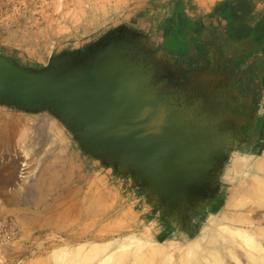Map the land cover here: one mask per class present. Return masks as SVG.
Listing matches in <instances>:
<instances>
[{
  "label": "rangeland",
  "instance_id": "rangeland-1",
  "mask_svg": "<svg viewBox=\"0 0 264 264\" xmlns=\"http://www.w3.org/2000/svg\"><path fill=\"white\" fill-rule=\"evenodd\" d=\"M231 11L264 0H0V264H102L108 225L152 239L142 264L204 230L237 264L247 214L222 206L264 220V40Z\"/></svg>",
  "mask_w": 264,
  "mask_h": 264
},
{
  "label": "bare ground",
  "instance_id": "bare-ground-1",
  "mask_svg": "<svg viewBox=\"0 0 264 264\" xmlns=\"http://www.w3.org/2000/svg\"><path fill=\"white\" fill-rule=\"evenodd\" d=\"M128 115L129 113H127L126 117H128ZM138 125L139 124H136L135 127L131 128L133 130L136 129V132H138L137 137H140L141 128ZM110 129H112V131H117L112 127H110ZM120 129L123 134H127V131H124V129L128 130L127 126H123L122 128H119V130ZM254 177L255 176H253L252 179H255ZM248 185L250 186L251 183ZM248 189V193L251 196L257 193L260 195L264 192V188L260 186H250ZM253 204L254 203H251L247 199L246 202H234L233 204L224 202L222 206L223 209H229L230 207V212L234 211L233 213H239L240 211H243L247 214L245 221H242L240 223L233 221L234 223L232 224V226H230V228L223 227L224 231L231 230V236H225L223 240H228L230 242L231 248L229 249V254L232 260L237 264H242L240 259V251H243L245 258L249 264H264V228L262 227V224H264V220L257 219L258 217L256 213L258 210L256 211L254 208L249 207ZM263 206L264 204L260 205V207ZM260 216H262V213L260 214ZM223 220H225L224 217ZM245 223H247L248 225L244 226ZM120 232L121 230L119 226L116 228L115 225H108V228L105 231V236L112 242H110V248L108 247L109 250L106 253L107 255L105 256V260L102 262V264H126L127 262H130L131 264H142L143 262H148L150 255H153V253H155V250H153L154 245L152 239H149V242L144 244L139 249L135 247L137 238L134 235L131 237L128 236V238H117L116 234H119ZM190 239L191 242L190 244H188L189 249L186 251L189 260L186 264H203V262H206L207 264H226L225 260H227V256L225 255V250L227 249V246H223L222 244H220V241L214 238L213 235L208 236L207 230H204L202 233L200 232L196 235V237H192ZM92 256L93 254L91 253V250L78 251V253L75 254V260L79 259L82 263L86 261H81L82 258H92ZM173 257L174 255L170 256V260H172ZM169 258L167 256V260H169ZM56 264H63V257L61 255L57 256Z\"/></svg>",
  "mask_w": 264,
  "mask_h": 264
},
{
  "label": "crops",
  "instance_id": "crops-1",
  "mask_svg": "<svg viewBox=\"0 0 264 264\" xmlns=\"http://www.w3.org/2000/svg\"><path fill=\"white\" fill-rule=\"evenodd\" d=\"M245 14V20H244V28L246 31H254V32H260L262 33L261 39L264 40V12L261 14L259 19H254L253 14L250 15ZM243 13H239L236 11H231L230 19L235 23H240L241 17L244 15ZM252 21V23L250 22ZM254 25V26H253ZM263 44V43H262Z\"/></svg>",
  "mask_w": 264,
  "mask_h": 264
},
{
  "label": "water",
  "instance_id": "water-1",
  "mask_svg": "<svg viewBox=\"0 0 264 264\" xmlns=\"http://www.w3.org/2000/svg\"><path fill=\"white\" fill-rule=\"evenodd\" d=\"M98 127H100L101 129H103V128H110V127H113V126H110V127H108V125H105V124H103V125H99Z\"/></svg>",
  "mask_w": 264,
  "mask_h": 264
}]
</instances>
